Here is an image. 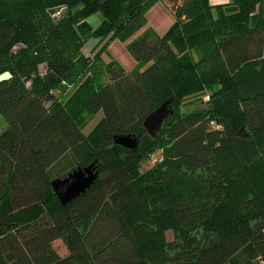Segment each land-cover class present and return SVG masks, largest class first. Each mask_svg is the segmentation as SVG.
Listing matches in <instances>:
<instances>
[{
    "label": "trees",
    "instance_id": "16d2710c",
    "mask_svg": "<svg viewBox=\"0 0 264 264\" xmlns=\"http://www.w3.org/2000/svg\"><path fill=\"white\" fill-rule=\"evenodd\" d=\"M159 2H172V26L135 37ZM90 37L128 43L136 68L102 64L107 44L83 55ZM5 72L0 264H264V0H0ZM62 82L80 85L68 100ZM169 100L153 138L143 123ZM129 134L135 150L115 143ZM67 156L71 170L95 163L99 176L64 206L52 181L68 173L52 168Z\"/></svg>",
    "mask_w": 264,
    "mask_h": 264
},
{
    "label": "rangeland",
    "instance_id": "374dc122",
    "mask_svg": "<svg viewBox=\"0 0 264 264\" xmlns=\"http://www.w3.org/2000/svg\"><path fill=\"white\" fill-rule=\"evenodd\" d=\"M176 1L178 4H182L184 0H176ZM171 5H172V2H169V3L159 2L158 5H156L155 7H152L146 14L147 22H146L145 27L142 28L140 31H138L135 34V37L142 34L145 31V29L148 27L154 29L156 33H161L160 35H164L175 21L174 14L172 13L170 9ZM64 9L65 8L52 9L48 13L52 19L57 20L60 18V14L64 11ZM103 19H104L103 15L97 12L91 15L87 19V21L94 29H96L101 25V22ZM108 42L110 41L103 42L101 39L97 37H90L84 43L81 52L85 56H94L95 54L94 52L96 50H100L105 44H107L106 49H104L100 53L98 60L102 64H105V66L109 64L110 62L114 61L119 66L123 67L127 72H132L136 68V61L131 55L130 51L128 50V47H127L128 43L122 42L119 39L111 40L109 45H108ZM19 46H21V48L26 47L24 44H21ZM47 71H48L47 64L41 63L38 66V73L41 77L45 76L47 74ZM79 86L80 85H74V84H70L67 82H62L59 92L62 94V97L64 100H68L74 95V93L79 88ZM209 95H210L209 92H205L203 95H199V96L193 97L185 101L184 107L182 108V112L188 113L190 111H193L194 109H197L203 106L202 101L204 97L209 96ZM100 119H101V115H98L97 117L92 119L85 129V133H89ZM6 128H7V124L5 122V119L1 118L0 119V134ZM67 157H65L66 159H62V161L57 163L56 166L52 168L53 174L55 172L60 173L64 171L66 173H69L72 171L71 168L67 167L69 156ZM160 160H161V152L160 151L154 152L147 161L143 162L140 165V168H139L140 174H144L147 171H149ZM175 237L176 235L173 232L170 231L167 233V238L169 241H173ZM53 246L60 256L65 257L68 255L67 247L62 240H57L53 244ZM253 263L256 264L255 262ZM258 264H260V262Z\"/></svg>",
    "mask_w": 264,
    "mask_h": 264
},
{
    "label": "water",
    "instance_id": "95a60500",
    "mask_svg": "<svg viewBox=\"0 0 264 264\" xmlns=\"http://www.w3.org/2000/svg\"><path fill=\"white\" fill-rule=\"evenodd\" d=\"M106 1L100 0V3L105 4ZM11 78V73L5 72L0 75V83ZM170 104L171 100L164 103L145 119L143 123L145 131L153 138L157 137L163 127L165 119L170 115ZM114 140L117 145L129 150L137 149L139 143L138 138L133 134L117 135ZM98 176L99 172L96 164L93 163L84 168L77 167L69 172L66 177L53 180L52 187L60 202L64 206H67L77 197L86 193L95 184Z\"/></svg>",
    "mask_w": 264,
    "mask_h": 264
},
{
    "label": "crops",
    "instance_id": "0c3cea01",
    "mask_svg": "<svg viewBox=\"0 0 264 264\" xmlns=\"http://www.w3.org/2000/svg\"><path fill=\"white\" fill-rule=\"evenodd\" d=\"M210 2H211V4L212 5H222V4H228V3H231L232 2V0H210ZM159 3H157L156 5H158ZM155 5V6H156ZM154 6V7H155ZM148 28H150V27H148ZM159 35L161 34V33H158ZM111 42V41H110ZM110 42H108V45H109V43ZM92 55V54H91ZM137 64V63H136Z\"/></svg>",
    "mask_w": 264,
    "mask_h": 264
},
{
    "label": "built area",
    "instance_id": "2783aa9c",
    "mask_svg": "<svg viewBox=\"0 0 264 264\" xmlns=\"http://www.w3.org/2000/svg\"><path fill=\"white\" fill-rule=\"evenodd\" d=\"M204 100H205V101H208V100H209V97H208V96L205 97ZM212 126H215V123H214V122H212Z\"/></svg>",
    "mask_w": 264,
    "mask_h": 264
}]
</instances>
